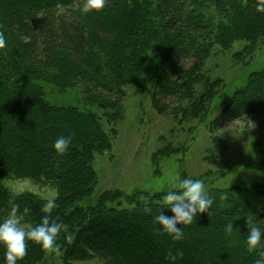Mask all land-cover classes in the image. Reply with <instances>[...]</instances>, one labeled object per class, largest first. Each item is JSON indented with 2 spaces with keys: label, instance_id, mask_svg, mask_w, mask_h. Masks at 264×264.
I'll list each match as a JSON object with an SVG mask.
<instances>
[{
  "label": "trees",
  "instance_id": "16d2710c",
  "mask_svg": "<svg viewBox=\"0 0 264 264\" xmlns=\"http://www.w3.org/2000/svg\"><path fill=\"white\" fill-rule=\"evenodd\" d=\"M255 2L106 0L102 10L82 14L84 0H0V33L6 38L0 49V176L53 188L50 199L57 207L50 219L66 225L55 251L28 241L17 264H58V259L62 264H171L166 257L177 253L182 255L175 264H253L258 255L247 251L246 221L264 229V184L208 189L214 197L209 214L178 224L183 239L173 241L156 231L154 217L163 204L106 208L109 194L94 195V154L108 140L90 108L119 117L124 87L152 73L155 112L180 123L202 121L221 81L200 74L201 68L218 49L246 41L245 49L260 43L262 52L245 62L243 85L211 126L264 115V13ZM188 58L197 63L184 69L180 62ZM200 81L204 85L197 89ZM70 93L83 96L71 103L52 98ZM61 135H71L72 143L58 155L53 143ZM47 200L12 192L0 182V221L19 204L21 227L35 226ZM229 222L231 234L224 231ZM4 253L0 245V264Z\"/></svg>",
  "mask_w": 264,
  "mask_h": 264
},
{
  "label": "rangeland",
  "instance_id": "374dc122",
  "mask_svg": "<svg viewBox=\"0 0 264 264\" xmlns=\"http://www.w3.org/2000/svg\"><path fill=\"white\" fill-rule=\"evenodd\" d=\"M249 45L237 41L205 61L200 74L221 82L202 121L180 123L155 112L152 73H145L138 85L124 87L119 117L111 119L114 111L105 116L100 109L90 108L108 140V146L95 153L92 162L96 177L93 193L109 194L106 208L130 209L150 201L163 204L166 193L184 178L201 179L207 189L264 184V115L237 119L218 129L211 126L234 90L243 85L246 61L252 56L253 62L262 52V44L245 49ZM237 52L245 55L237 57ZM196 63L188 58L180 65L189 69ZM203 85L200 81L196 88ZM82 96L53 94L52 98L71 103L74 97L80 101ZM0 182L15 193L28 191L44 199L55 196L53 188L39 187L27 179L0 176ZM57 263L62 264L59 259Z\"/></svg>",
  "mask_w": 264,
  "mask_h": 264
},
{
  "label": "clouds",
  "instance_id": "9594fccd",
  "mask_svg": "<svg viewBox=\"0 0 264 264\" xmlns=\"http://www.w3.org/2000/svg\"><path fill=\"white\" fill-rule=\"evenodd\" d=\"M106 0H84L81 8L82 14H88L94 11H100L105 7ZM255 8L258 12L264 13V0H256ZM6 46V38L0 33V49ZM72 143V136L61 135L53 143V148L58 155L67 152ZM225 197L222 196L221 199ZM214 203V197L210 195L205 183L201 179L184 178L173 185V190H169L163 198V205L158 215L154 217V223L158 225L156 231L160 235H167L173 241L183 239V229L177 227L178 224L187 226L193 223L195 217L200 213L207 212ZM57 207L55 199H48L43 205L41 223L30 228L21 227L22 214L19 204H13L12 209L3 221H0V245L5 249V264H17L27 254V242L32 241L39 244L45 250L55 251V243L58 235L66 225L63 222L51 221V214ZM167 208L173 213L169 216L164 214L163 210ZM30 212L28 207L23 208V214ZM247 236L245 244L249 253L256 252L258 258L253 264H264V229L246 221ZM224 231L228 234L233 232V223L226 224ZM169 254L166 258L175 264L181 256Z\"/></svg>",
  "mask_w": 264,
  "mask_h": 264
}]
</instances>
